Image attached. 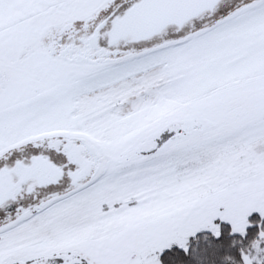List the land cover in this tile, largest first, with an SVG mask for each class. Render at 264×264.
<instances>
[{"label":"snow or ice","instance_id":"obj_1","mask_svg":"<svg viewBox=\"0 0 264 264\" xmlns=\"http://www.w3.org/2000/svg\"><path fill=\"white\" fill-rule=\"evenodd\" d=\"M0 264H264V0H0Z\"/></svg>","mask_w":264,"mask_h":264}]
</instances>
